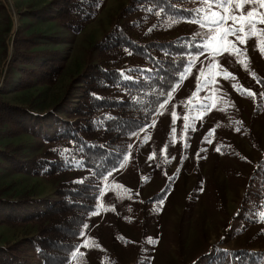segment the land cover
<instances>
[{
  "label": "rangeland",
  "instance_id": "obj_1",
  "mask_svg": "<svg viewBox=\"0 0 264 264\" xmlns=\"http://www.w3.org/2000/svg\"><path fill=\"white\" fill-rule=\"evenodd\" d=\"M48 2L0 0V98L37 114H50L42 124H35L36 133L24 129L14 134L8 124L0 131V247L4 249L0 261L16 254L19 264L41 263L33 239L35 224L23 216L56 199V181L22 165L38 156L48 134L61 127L52 122L53 116L66 118L71 98L63 100V95L68 83L94 59L95 42L129 0H105L96 18L79 33L60 27L47 13ZM184 6L198 17L169 23L167 39L208 35L207 27L194 22L202 18L197 9H208V4L190 0ZM17 30L32 36V56L8 72ZM257 39L264 43V37L250 39L246 56L225 52L211 60L210 48L220 47L212 42L209 51L195 60L191 74L148 124L155 121L154 126L129 140L133 147L127 162L101 182V211L90 216L81 239V245L87 242L81 248L85 255L71 264H204L212 254H225L224 250L241 245L264 249V223L257 222L256 216L264 211L260 207L264 199L255 205L261 168L256 164L264 154V53L257 50ZM46 58L63 64L57 81H33L18 89V69L38 67ZM208 75L217 83L194 95L197 76L202 81ZM209 88L211 96L204 103L212 107L201 109L200 98L208 95ZM185 122L195 130L185 132ZM84 176L88 178L90 172L69 175ZM20 196L25 201L17 202ZM13 214L10 223L1 221Z\"/></svg>",
  "mask_w": 264,
  "mask_h": 264
},
{
  "label": "trees",
  "instance_id": "obj_2",
  "mask_svg": "<svg viewBox=\"0 0 264 264\" xmlns=\"http://www.w3.org/2000/svg\"><path fill=\"white\" fill-rule=\"evenodd\" d=\"M188 1L129 0L112 27L95 42L94 59L68 83L63 95V100L71 98L66 118L53 116L52 122L53 126L61 127L48 134L38 156L22 165L56 181V199L47 202L43 209L23 216L35 224L33 239L40 264H64L74 247L81 245L79 233L85 232L82 225L88 223L89 213L96 211L103 177L110 170L121 167L128 154L129 140L157 116L166 99L165 93L178 88L182 82L179 73L190 54L195 57L199 51H209L203 48L205 43L200 37L191 34L167 39L169 23L198 17L192 8L184 6ZM104 2L49 0L47 13L63 29L79 33L96 18ZM33 45L32 36L16 31L8 72L11 66L29 62ZM62 68L61 61L50 58L43 59L35 68L21 67L17 88H26L33 81L53 84ZM121 70L132 79H121ZM49 115L34 113L0 98V131L8 124L14 134L24 129L36 133L35 124H42ZM66 148L72 150L70 154L64 151ZM256 166L261 167L255 192V205L258 206L261 203L258 201L264 199V154ZM82 171L90 172V176L69 177ZM81 179L83 183L78 182ZM24 199L20 196L17 202ZM6 219L1 221L10 223L14 214ZM0 251L4 249L0 247ZM230 252L242 257L240 264L245 261L264 264L262 248L241 245ZM16 258L17 255L12 254L2 259L8 264H19ZM4 260L0 264H5ZM228 260L232 261L233 257L229 256ZM224 262L225 254L215 253L204 264Z\"/></svg>",
  "mask_w": 264,
  "mask_h": 264
},
{
  "label": "snow or ice",
  "instance_id": "obj_3",
  "mask_svg": "<svg viewBox=\"0 0 264 264\" xmlns=\"http://www.w3.org/2000/svg\"><path fill=\"white\" fill-rule=\"evenodd\" d=\"M201 3L208 4V9H197V11L202 13V18L199 21H194L200 23L201 26L208 28V35L204 37H200L202 40L206 41L203 45V48L208 49L212 42H219L220 47L218 48H210L211 55L208 57L211 60H215V57L219 55H223L225 52L229 53L233 56H239L242 52L245 53L246 56V46L250 39L254 37H264V0H200ZM217 9V10H211ZM151 11V9H149ZM231 21L229 24L228 22ZM229 37H234V39H229ZM227 44V47L224 45ZM243 46V47H241ZM257 50L264 53V43L260 39H257ZM131 54V53H130ZM204 51H199L195 57H192L190 54V58L186 61L183 66V71L179 73V79L182 81L187 78V75L191 74L192 67L195 64V60L198 59L199 56L205 55ZM247 58V57H246ZM243 63V61H241ZM211 65H209L210 67ZM248 65L245 64V67ZM203 68H201L200 75H203ZM231 73H228V76H231ZM120 78L124 80H131L132 77L130 75H125L124 71H120ZM217 83L211 77V75L205 76L204 79L201 81L200 76H197V85H196V92L194 95H198V93L204 87H208L209 85H213ZM175 89L168 90L165 93V101L160 105V108H164L165 104L167 103V98L171 96L172 92ZM247 95L255 96L256 93L245 90ZM95 95V94H94ZM264 95V93H261ZM211 96V89L209 88V93L205 97H201V109H211L212 105L208 103H204L210 99ZM220 100L223 99L221 96ZM219 102V101H218ZM173 124L177 119V115L175 111L172 113ZM188 117L185 116L184 120L187 121ZM155 121L152 124L146 126L142 130L146 132L147 127L154 126ZM184 131L188 132L191 128L195 130L194 127L187 122L184 123ZM172 135L175 136L176 128H172ZM239 131V129H237ZM135 135V133H132ZM211 135V132L208 136ZM208 136H205V140L208 143H211V140L208 139ZM148 137L145 136L144 142H147ZM133 145H128V154L123 158L121 167H123L124 163L127 162V159L131 155V149ZM187 147V145H186ZM217 151L220 149L217 148ZM66 153H71V149H64ZM153 156H150L149 159H152ZM74 160V158H73ZM114 171H118V169H112L108 172V176H111ZM104 180H107V177H103ZM78 182L83 183L84 181L81 179ZM264 187V186H262ZM99 195H104L103 189H100ZM96 211L89 213L90 216L99 215L101 211V205H95ZM261 208H264V205H260ZM257 222L264 223V211H259L257 214ZM89 225L87 223L82 225L83 229H87ZM264 231V229H262ZM85 233L81 231L79 233L80 237H83ZM87 242L85 241L83 245H77L74 249L70 252L69 257L65 258L64 264H70L71 262L77 261L79 258L83 257L85 253L81 251L82 247H86ZM225 252V262L224 264H240L242 259L241 256L234 252H229V250H224ZM232 256L233 260L229 261L228 257ZM264 260V257H262ZM247 264V261L244 262Z\"/></svg>",
  "mask_w": 264,
  "mask_h": 264
}]
</instances>
